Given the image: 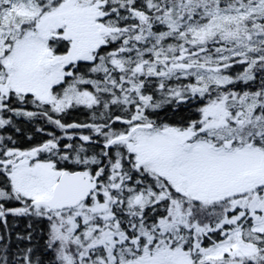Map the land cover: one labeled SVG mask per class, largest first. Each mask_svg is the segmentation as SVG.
I'll list each match as a JSON object with an SVG mask.
<instances>
[{
  "label": "snow or ice",
  "instance_id": "1",
  "mask_svg": "<svg viewBox=\"0 0 264 264\" xmlns=\"http://www.w3.org/2000/svg\"><path fill=\"white\" fill-rule=\"evenodd\" d=\"M0 264H264V0H0Z\"/></svg>",
  "mask_w": 264,
  "mask_h": 264
}]
</instances>
